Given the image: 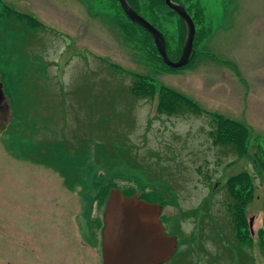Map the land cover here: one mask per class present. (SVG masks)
Segmentation results:
<instances>
[{"label": "rangeland", "instance_id": "1", "mask_svg": "<svg viewBox=\"0 0 264 264\" xmlns=\"http://www.w3.org/2000/svg\"><path fill=\"white\" fill-rule=\"evenodd\" d=\"M188 2L197 54L186 66L170 69L149 56L138 38L145 39V33L134 26L131 32L138 33L129 39L119 29L125 19L109 0H0L2 264H43L47 256L52 264H99L93 249L80 243L87 242L85 235L82 239L77 233L86 232L92 204L102 189L110 192L112 180L122 191H139L137 182L153 185L146 165L157 171L155 183L171 188L175 205L167 211L170 216L209 199L208 215L181 219L182 236L194 234L197 240L192 244L196 251L186 258L177 255V264H264L256 243L264 198V180L256 169L258 162L264 165V0ZM140 12L164 35L174 59L171 51L181 39L177 15L166 5ZM134 74L153 77L205 112L159 115L157 96L136 99L130 94ZM8 106L15 117L5 129L11 119ZM216 114L247 127L243 155L213 144L208 133ZM100 134H117L120 143L133 146L131 154L144 169L97 162L93 156ZM52 142H63L68 157L81 151L91 157L92 152L85 163H59L64 171L79 173L76 184L83 180L84 188L72 192L53 168L29 161L37 156L36 147ZM245 176L254 178L246 211L254 244L239 255L224 184ZM105 201L94 204L98 214ZM196 225L205 229L199 238Z\"/></svg>", "mask_w": 264, "mask_h": 264}, {"label": "trees", "instance_id": "2", "mask_svg": "<svg viewBox=\"0 0 264 264\" xmlns=\"http://www.w3.org/2000/svg\"><path fill=\"white\" fill-rule=\"evenodd\" d=\"M131 3L134 2L136 5H140V7H144L142 10H149L153 13L154 7H159L160 5H165L164 0H148L147 4H141L139 0H129ZM15 17H18L15 13H12ZM129 21V20H128ZM182 23V21H180ZM134 24V23H131ZM135 25V24H134ZM29 34V33H26ZM131 35L135 33H130ZM147 35L149 41L152 42L151 36L145 32ZM180 41L178 44V55L171 60H178L179 53L181 51V44H183L185 35L184 32L180 34ZM152 51L153 56L156 57L159 62H161L164 66H166L162 59L158 56V52L155 48V45H152ZM197 52L194 51L193 55H191L190 62L193 60V58L196 56ZM152 56V55H149ZM167 67V66H166ZM169 68V67H168ZM172 69V68H170ZM134 82L130 85L129 91L130 94L136 98V99H150L152 100L155 96L158 97V104L156 105V111L159 115H166L168 117L170 116H176V115H184L186 113H191L193 115H202L205 111H203L202 108L190 97L178 93L176 90L171 89L165 85L157 84L153 77L148 75H139L134 74ZM148 97V98H147ZM13 110V109H12ZM13 114V111H12ZM212 123L214 124L213 132L208 133L211 138H213V144L218 146H227L231 147V149L239 155H243L246 150L245 144L248 142V136L249 131H247V127L243 125V122H240L238 120L224 118L221 115H212ZM18 118V117H17ZM13 121V118L11 122L8 124L10 125ZM8 128V126H7ZM6 128V129H7ZM99 143L94 147V156L91 152V157H84L82 155L81 151L79 154L74 153L71 156H66L64 154V147L63 142H52L51 145H48L46 143L44 147H36L35 153L37 156H33L35 159H29V161L36 163V164H42V165H48L51 168H53L58 174H61L65 180L64 184L69 189L73 191L74 185H76L79 173H70L67 171H64V169L59 166V163L62 162H77L78 159L81 160V163H85L88 160L93 157L95 159H98L102 161V165L106 164L108 167H120L125 168V166L130 167L132 169H138L143 170L148 169L149 172L152 174L150 175L151 182H157L159 177L155 175L154 173L157 172L152 169V167H149L146 165L144 168L140 167L138 165V162L136 161L135 156L131 154V149L133 146L131 145H125L119 142L118 139H121L119 135L116 134L115 137L113 135H106L100 134ZM105 136V138H103ZM113 137V143H111V139ZM94 139L95 134H94ZM85 140V139H84ZM122 140H125L122 138ZM119 142V143H118ZM85 147L86 142L84 141ZM246 149V148H245ZM264 154V151H263ZM261 154V155H263ZM261 158V157H260ZM94 159V158H93ZM260 163H262L261 159L259 160ZM73 164H70L69 167H72ZM258 169L257 173H260L262 175V179L264 180V165L259 166V162L257 164ZM75 170V169H72ZM75 176L77 179H75ZM165 182V181H164ZM153 183V184H154ZM166 183V182H165ZM142 185H139L137 182V186H139V191L144 188L146 185L144 182L141 183ZM251 184L253 186L254 184V178H249V176H245L243 178H230L227 180V182L224 184L226 188V194L228 197V202L226 203L227 212L229 215V227H230V233L231 236L236 243V247L239 250V255H241L245 249H251L252 245L254 244L252 234L249 227V219L246 215V211L248 208L249 203L253 199V192L251 188ZM116 185L114 184L113 180L109 185V188H115ZM162 187L164 191H168L169 195H172L171 188L169 185H164L162 183ZM110 189V190H111ZM254 189V188H253ZM109 190V191H110ZM128 191H135L134 189L128 190ZM138 191V190H136ZM107 189H102L99 193L100 202H104L105 198L107 197ZM209 204V199L206 198L204 203L202 205L197 206L193 210H188L186 212H179L177 216L181 220H184L186 218H193L198 219L200 213L202 216L206 213L204 209H206V204ZM204 204V205H203ZM262 211H260V220H261V227L257 230V246L261 249V251L264 252V198L262 200ZM208 215V213H206ZM177 218V219H178ZM216 224V223H215ZM211 239H215V237L212 235ZM194 238L193 235H189L186 238H183V240L180 243V247H186L183 251H181V258H186V256L189 255V253L192 251L191 244L193 243ZM207 254V253H206Z\"/></svg>", "mask_w": 264, "mask_h": 264}, {"label": "water", "instance_id": "3", "mask_svg": "<svg viewBox=\"0 0 264 264\" xmlns=\"http://www.w3.org/2000/svg\"><path fill=\"white\" fill-rule=\"evenodd\" d=\"M116 1L132 23L150 34L159 56L167 67L178 69L189 63L194 52L195 25L182 5L176 4L173 0H164V4L178 15L186 27L181 55L178 60L173 61L167 56L163 34L138 15L127 0ZM0 92L1 99H4L1 81ZM4 103L6 104V101ZM8 107L11 115L10 106ZM10 122L11 119L8 124ZM161 212L162 206L157 203L139 199L137 194L127 197L122 191L116 188L111 189L103 212V227L100 234L103 264H165L169 262L176 251L178 242L177 237L169 236L164 232L159 219ZM249 227L251 231L250 220Z\"/></svg>", "mask_w": 264, "mask_h": 264}, {"label": "flooded vegetation", "instance_id": "4", "mask_svg": "<svg viewBox=\"0 0 264 264\" xmlns=\"http://www.w3.org/2000/svg\"><path fill=\"white\" fill-rule=\"evenodd\" d=\"M109 1H111V6H114L115 4H117V6L119 7L118 2L116 0H109ZM127 1L130 4V6L132 7V9L138 15H140L141 17H143L144 19H146L152 26H154V24L151 23V21H149L140 12V10H142L141 7H140V5H136L134 2L131 3L129 0H127ZM173 2H175L176 4L182 5L184 7V9L186 10V12L192 17V15L190 13V10H191L192 5L188 2V0H173ZM119 9H120V7H119ZM120 11H119V13H121L123 15L122 17L125 19V22L124 21H121L122 22L121 23L122 25L119 27V29L121 31H123L124 33H127V35L129 36V39H130V36H132V35L134 36V34H132V35L130 34V33H132L131 31L134 29V26L137 27V29L139 30L140 33L141 32H143V33L146 32V30H144L143 28L139 27L138 25L131 24L132 22L124 15V13L122 12L121 9H120ZM174 14H176V13H174ZM177 18L181 21V19L178 17V15H177ZM192 20H193L194 25H195V21H194L193 17H192ZM179 28H180L181 33L184 32V35H185L186 34V27H185V24L183 23V21H182V23H179ZM138 30L137 31L135 30L134 32L137 34L138 33ZM195 30H196V28H195ZM138 38H140L139 40L143 43L144 47H147L148 48L147 49L148 50V54L149 55H152V57H154L153 56V51H152V45L154 44V42H153L152 37H151L152 42L149 41L148 37H146L144 39V38L138 36ZM164 39H165V37H164ZM165 44H166V53H167V56L169 57V50H168V46H167L166 40H165ZM177 49H178V46H177ZM177 49L174 47V49L171 51V54H172V56L174 58L178 55ZM181 50H182V44H181ZM180 55H181V51L179 53V56ZM158 56H159V54H158ZM154 59H156V57H154ZM157 61H159V60H157ZM12 111L13 110H11V114H12ZM14 117H15V115L13 113L12 114V118L14 119ZM92 162H95V160L93 159ZM103 174L104 173H102V175ZM77 180H79V179H77ZM82 182H83V185H80V184L77 185L76 184L74 186L72 192H74V190L76 189L77 186H80V187H83L84 188L85 181L82 180ZM129 190H131V189H129ZM120 191H122V190H120ZM122 193L125 196H127V197L132 196L134 194H138L140 199H143V200H145V201H147L149 203H157V204H160L162 206V212L160 214L159 219H160V221H161V223L163 225L164 232L166 234H168L169 236H175V237H177V242H178L176 251H175L172 259L169 261V264H177V261H176L175 258L177 257V255L179 257H181V253H182L181 250L183 251L185 248H187V246L186 247H180L179 246L180 243H181V241L184 238L182 236L184 232H183L182 228L180 227V225H181L180 222L182 220H178L179 219L178 218L179 216H177L178 213H179V211L177 210L176 214L173 215V216H170L171 214H169L167 212L169 210V208H172L175 205V203H174V197L171 196V195H169L168 194L169 193L168 191H166V190L164 191L163 187L162 186H159L157 183H154L153 185L152 184H146L144 186V188L142 190H140V191H136L135 190V191H132L131 192V191H128V190L127 191L124 190V191H122ZM167 197H172L173 200H170V202H168V201H166L167 200L166 199ZM97 200L100 202L99 196H97L95 198V202L92 204V212L90 214V217L88 218V227L85 229L86 232H82V234L78 232L77 234L80 235V238H82V239H83V236L85 235L84 238L86 239L87 242H83V240L82 241L80 240V243L81 244L83 243V245L86 246V247H88L89 249H93L92 251L94 252V255H96L98 257L99 264H103V260H102V243H101L102 242V239H101V235H100L101 234V229L103 227V210H102V212L100 214H98L97 207L95 208V205H94V204H96V201ZM203 215L206 216V213H204ZM202 230L203 231L205 230L204 227L201 228L198 225H196V233L195 234H196V236L198 238L201 237L200 235L203 234ZM191 235H193V237H195L194 234H191ZM195 239L196 238H194V241H195ZM194 241H193V243H194ZM192 244H191V247H192ZM194 251H196L195 248H192V251L191 252H194ZM48 254H50V250H49V253ZM88 254L94 260L93 253H89L88 252ZM186 257H188V256H186ZM0 264H2V261H0ZM43 264H52L51 257H48L47 256V259L43 260Z\"/></svg>", "mask_w": 264, "mask_h": 264}]
</instances>
